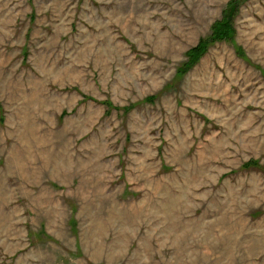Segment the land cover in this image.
Returning a JSON list of instances; mask_svg holds the SVG:
<instances>
[{
  "label": "rangeland",
  "instance_id": "374dc122",
  "mask_svg": "<svg viewBox=\"0 0 264 264\" xmlns=\"http://www.w3.org/2000/svg\"><path fill=\"white\" fill-rule=\"evenodd\" d=\"M234 1L0 0V264H264V0L177 75Z\"/></svg>",
  "mask_w": 264,
  "mask_h": 264
},
{
  "label": "trees",
  "instance_id": "16d2710c",
  "mask_svg": "<svg viewBox=\"0 0 264 264\" xmlns=\"http://www.w3.org/2000/svg\"><path fill=\"white\" fill-rule=\"evenodd\" d=\"M238 3V0H235L234 2L230 3L229 7L225 11H223L221 19L215 24H213V27H211V34L206 38L200 39L197 45L191 48L186 53V62L179 67L177 72L178 76H183L187 74L191 69H193L199 63V61L206 55L209 48L213 44L222 42L228 43L234 40L236 34L233 28V19L236 12L238 11ZM147 100L153 101L151 98ZM102 104L106 106L108 110L115 109L109 101H104ZM124 111L125 113L128 112L129 108H124ZM243 168L256 169L260 168V166L258 163H248L245 164Z\"/></svg>",
  "mask_w": 264,
  "mask_h": 264
}]
</instances>
